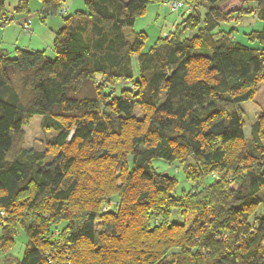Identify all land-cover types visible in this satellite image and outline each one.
<instances>
[{"label": "trees", "instance_id": "16d2710c", "mask_svg": "<svg viewBox=\"0 0 264 264\" xmlns=\"http://www.w3.org/2000/svg\"><path fill=\"white\" fill-rule=\"evenodd\" d=\"M64 1L40 0L62 19L52 54L0 41V248L28 237L0 264H264V111L246 140L242 110L264 81V0L168 1L181 16L146 52L133 27L164 0ZM249 16L256 46L235 36ZM37 115L45 148L24 147Z\"/></svg>", "mask_w": 264, "mask_h": 264}, {"label": "rangeland", "instance_id": "374dc122", "mask_svg": "<svg viewBox=\"0 0 264 264\" xmlns=\"http://www.w3.org/2000/svg\"><path fill=\"white\" fill-rule=\"evenodd\" d=\"M170 0H164L167 2ZM241 0H231L225 2L223 6L227 8L237 7L240 5ZM18 0H6L7 9L16 16V22L11 24L6 31L0 30V41H2V46L11 50L12 55L13 50L16 47H22L30 50L44 49L47 48L48 52L52 54V43L55 37V29H58V24L62 22L61 15L48 16L46 22H43L40 16L41 3L40 0H30V12L23 14L14 13V8L16 7ZM83 0H65L63 2V9L69 15L77 10H85L83 5ZM166 4H161L163 11L159 19L153 22V25L147 29L148 38L146 44L143 48V52L149 51L155 44L157 38L163 35L165 31H173L174 25L181 16V12H172L166 7ZM24 15L33 16L34 19L30 21L32 26V31L23 30L21 27L20 20ZM28 20L23 21L24 24ZM134 26L139 27V23L136 22ZM238 30L235 32V36L239 41L244 44L256 46L257 43L250 40L248 33L253 29H261L262 22L259 19L254 18V16L246 17L244 22L238 25ZM128 28L127 30H130ZM164 36V35H163ZM122 87L119 86L120 89ZM243 119L245 122L244 133L245 139L248 140L251 134L252 124L260 117L261 113L264 111V81L258 85L257 92L255 96L242 104ZM25 138L24 147L27 148H45L46 141L45 135L41 128V116L37 115L33 117L29 123L24 128ZM155 167L158 168L160 172H167L175 176L179 180V186L177 188V193L180 194L182 190L188 189L190 187L189 183L185 180L183 173L180 171L177 163H167L162 159L154 160ZM1 236V229H0ZM28 242V237L25 232L19 228L14 237V243L7 249L0 248V259H3L7 255H13L16 257H21L24 248Z\"/></svg>", "mask_w": 264, "mask_h": 264}, {"label": "crops", "instance_id": "0c3cea01", "mask_svg": "<svg viewBox=\"0 0 264 264\" xmlns=\"http://www.w3.org/2000/svg\"><path fill=\"white\" fill-rule=\"evenodd\" d=\"M168 2V1H167ZM164 4H166V2L163 1ZM162 3V4H163ZM84 5V4H83ZM168 8V6H166ZM165 11L164 9H162L161 4H155V5H151L150 7H148L146 13L144 16L140 17L136 22L139 23V27L138 26H134L133 27V31H146L147 29L150 27V25H153L154 21H157L159 19L160 14ZM67 12V11H66ZM161 12V13H160ZM68 13V12H67ZM32 19H34L33 16H29V15H24V17H22V19L20 20V22L22 23L25 20H28V22H30ZM47 21V20H46ZM10 26V25H9ZM7 26L6 28H0L1 31H6L7 28L9 27ZM59 26V24H58Z\"/></svg>", "mask_w": 264, "mask_h": 264}, {"label": "built area", "instance_id": "2783aa9c", "mask_svg": "<svg viewBox=\"0 0 264 264\" xmlns=\"http://www.w3.org/2000/svg\"><path fill=\"white\" fill-rule=\"evenodd\" d=\"M181 5H182V1H178V0H171V1L168 2V6H169L173 11L177 10ZM25 27H26V28H29V27H30V24L27 22V23L25 24ZM165 35H167V34H165Z\"/></svg>", "mask_w": 264, "mask_h": 264}, {"label": "water", "instance_id": "95a60500", "mask_svg": "<svg viewBox=\"0 0 264 264\" xmlns=\"http://www.w3.org/2000/svg\"><path fill=\"white\" fill-rule=\"evenodd\" d=\"M168 175H169L168 173L165 174V176H168Z\"/></svg>", "mask_w": 264, "mask_h": 264}]
</instances>
